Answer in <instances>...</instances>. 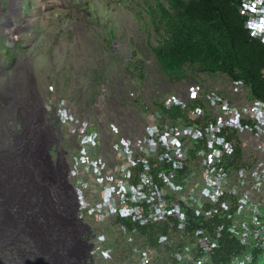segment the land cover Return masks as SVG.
Instances as JSON below:
<instances>
[{
	"label": "rangeland",
	"instance_id": "374dc122",
	"mask_svg": "<svg viewBox=\"0 0 264 264\" xmlns=\"http://www.w3.org/2000/svg\"><path fill=\"white\" fill-rule=\"evenodd\" d=\"M151 1L0 0V22L9 19L0 28V264H130L117 230H85L72 213L67 151L76 133L55 127L48 99L64 98L75 126L91 121L108 146L142 137L154 99L184 102L197 87L243 103L226 75L160 71ZM135 58L142 77L126 68ZM89 233H102L110 259L86 258Z\"/></svg>",
	"mask_w": 264,
	"mask_h": 264
},
{
	"label": "built area",
	"instance_id": "2783aa9c",
	"mask_svg": "<svg viewBox=\"0 0 264 264\" xmlns=\"http://www.w3.org/2000/svg\"><path fill=\"white\" fill-rule=\"evenodd\" d=\"M241 9L250 37L264 43V0H242ZM230 81L241 105L194 87L184 102H162L181 103L184 115L172 119L155 105L142 137L122 136L110 146L91 121L75 126L65 100L45 102L55 127L76 133L66 176L73 177L72 213L83 229L117 230L130 244V264H255L264 252V100L247 99L248 88ZM234 143L237 167L226 164ZM157 223L168 233L150 245L139 230ZM89 235L86 258L110 259L102 233L97 241ZM222 247L228 253L218 256L227 258H215Z\"/></svg>",
	"mask_w": 264,
	"mask_h": 264
},
{
	"label": "trees",
	"instance_id": "16d2710c",
	"mask_svg": "<svg viewBox=\"0 0 264 264\" xmlns=\"http://www.w3.org/2000/svg\"><path fill=\"white\" fill-rule=\"evenodd\" d=\"M148 7L157 35V44L151 47L160 71L171 79L201 71L205 75L223 74L232 81H241L250 97L264 100V43L250 37L247 17L242 12V0H153ZM143 60H128L126 68L137 70L143 76ZM63 100H65L63 98ZM172 119L184 115L181 103L171 107L153 100ZM241 151L237 143L226 159L228 166L237 167ZM146 243L157 244L160 235L168 233L157 223L139 230ZM126 241L125 237L120 235ZM127 242V241H126ZM233 243L228 244L231 251ZM226 247L218 255L228 253ZM33 252V251H30Z\"/></svg>",
	"mask_w": 264,
	"mask_h": 264
},
{
	"label": "water",
	"instance_id": "95a60500",
	"mask_svg": "<svg viewBox=\"0 0 264 264\" xmlns=\"http://www.w3.org/2000/svg\"><path fill=\"white\" fill-rule=\"evenodd\" d=\"M255 264H264V252L257 257Z\"/></svg>",
	"mask_w": 264,
	"mask_h": 264
},
{
	"label": "flooded vegetation",
	"instance_id": "af4514ba",
	"mask_svg": "<svg viewBox=\"0 0 264 264\" xmlns=\"http://www.w3.org/2000/svg\"><path fill=\"white\" fill-rule=\"evenodd\" d=\"M9 19L7 18L6 20L0 22V28H3V26H5L6 24H8V21ZM2 24V25H1Z\"/></svg>",
	"mask_w": 264,
	"mask_h": 264
},
{
	"label": "clouds",
	"instance_id": "9594fccd",
	"mask_svg": "<svg viewBox=\"0 0 264 264\" xmlns=\"http://www.w3.org/2000/svg\"><path fill=\"white\" fill-rule=\"evenodd\" d=\"M6 25H9V23L8 24H6ZM162 103V102H161Z\"/></svg>",
	"mask_w": 264,
	"mask_h": 264
},
{
	"label": "bare ground",
	"instance_id": "6f19581e",
	"mask_svg": "<svg viewBox=\"0 0 264 264\" xmlns=\"http://www.w3.org/2000/svg\"><path fill=\"white\" fill-rule=\"evenodd\" d=\"M2 25V24H1Z\"/></svg>",
	"mask_w": 264,
	"mask_h": 264
}]
</instances>
